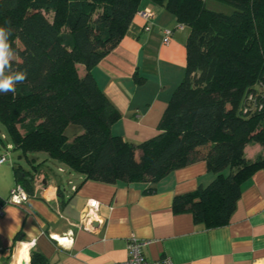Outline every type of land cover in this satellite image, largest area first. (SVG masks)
Masks as SVG:
<instances>
[{
  "label": "trees",
  "instance_id": "obj_1",
  "mask_svg": "<svg viewBox=\"0 0 264 264\" xmlns=\"http://www.w3.org/2000/svg\"><path fill=\"white\" fill-rule=\"evenodd\" d=\"M142 1L0 0V26L9 21L12 29L13 70L27 71L15 93H0V124L24 158L44 153L83 182L148 183L145 194L204 161L215 178L175 196L172 210L207 230L226 226L241 185L264 171V156L244 157L250 143L264 152V0H215L233 7L230 15L209 11L203 0H148L188 30L186 67L158 134L132 145L112 134L121 115L91 71L123 39ZM73 125L82 133L69 141ZM33 172L14 168L27 194ZM30 264L45 262L31 251Z\"/></svg>",
  "mask_w": 264,
  "mask_h": 264
},
{
  "label": "crops",
  "instance_id": "obj_2",
  "mask_svg": "<svg viewBox=\"0 0 264 264\" xmlns=\"http://www.w3.org/2000/svg\"><path fill=\"white\" fill-rule=\"evenodd\" d=\"M203 1L206 6L209 0ZM146 9L153 13L152 21L146 24L135 15L120 43L91 71L121 115L112 134L132 145L158 134L186 67L188 30L180 29L162 7L143 0L139 10ZM163 30L172 31L167 45L162 44ZM78 73L83 75V67L78 66ZM81 133L78 129L69 141ZM258 156H264L259 145L245 147L247 161ZM31 157L27 167L19 166L26 172L37 166L32 194L22 206L7 203L16 185L15 166L0 167V264H30L31 251L45 264H118L128 258L131 240L145 243L142 252L150 262L168 258L172 264H264V171L241 185L229 223L207 230L190 213L172 210L175 196L215 178L204 161L173 171L156 184L154 194H145L148 183L83 182V176L44 153ZM91 200L98 207L90 228H84L82 218ZM64 238L72 242L60 240ZM31 241L35 247L29 250Z\"/></svg>",
  "mask_w": 264,
  "mask_h": 264
},
{
  "label": "built area",
  "instance_id": "obj_3",
  "mask_svg": "<svg viewBox=\"0 0 264 264\" xmlns=\"http://www.w3.org/2000/svg\"><path fill=\"white\" fill-rule=\"evenodd\" d=\"M136 15H138L141 19H143L146 22V24H149L154 17L153 13L148 9L139 11L136 13ZM178 27L180 29L182 28L181 26ZM144 30L148 31L149 25H146ZM171 35H172L171 30H163L162 44L167 45L169 43V39ZM9 150H11V147L7 146V148H5V152L0 153V167H2V165L8 161ZM28 199H29V194H27L26 191L20 185L16 184L9 192L7 203L14 206H22L24 203L27 202ZM97 207H98V203L96 201H92V200L88 201L87 210L82 218V226L84 228H90V224L95 217ZM0 209H1V205H0ZM60 240L66 242H72L71 240L65 238ZM56 242L59 244L57 240ZM144 246H145L144 242L131 240L127 245L128 258L124 262L118 264H172L168 258H164L162 260L154 261V262L147 261L142 252ZM26 247H28L29 250H32L35 247V241L29 242L26 245ZM7 252H9V250H7ZM20 264H25V263L21 262Z\"/></svg>",
  "mask_w": 264,
  "mask_h": 264
},
{
  "label": "clouds",
  "instance_id": "obj_4",
  "mask_svg": "<svg viewBox=\"0 0 264 264\" xmlns=\"http://www.w3.org/2000/svg\"><path fill=\"white\" fill-rule=\"evenodd\" d=\"M12 29L10 22L6 21L5 26H0V93L16 92V85L27 78V71L13 70L12 61L15 52L10 43Z\"/></svg>",
  "mask_w": 264,
  "mask_h": 264
},
{
  "label": "rangeland",
  "instance_id": "obj_5",
  "mask_svg": "<svg viewBox=\"0 0 264 264\" xmlns=\"http://www.w3.org/2000/svg\"><path fill=\"white\" fill-rule=\"evenodd\" d=\"M206 8L209 11H212L214 13H220V14H224V15H230L234 10L233 7H231L228 4L219 2V1H215V0H209L208 4L206 5ZM15 59V57H14ZM78 129H80L77 126H69L66 130V136L67 138L72 137L73 133L75 131H77ZM0 140H2L1 142L5 145V147L7 148V146L9 145V138L8 135L6 133L5 128L0 124ZM0 142V153H4L5 152V147L1 144ZM250 144H254V143H250ZM249 145V144H248ZM8 161L2 165V168H5L8 165H14L15 167L21 166V167H27V159L30 160L29 158H32V155H28L27 158H24L23 156H21V154L17 151H13V150H9L8 151ZM257 159V157L249 162H253Z\"/></svg>",
  "mask_w": 264,
  "mask_h": 264
}]
</instances>
